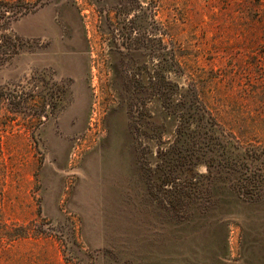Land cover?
<instances>
[{"label": "rangeland", "instance_id": "rangeland-1", "mask_svg": "<svg viewBox=\"0 0 264 264\" xmlns=\"http://www.w3.org/2000/svg\"><path fill=\"white\" fill-rule=\"evenodd\" d=\"M2 2L0 264H264V198L188 218L156 171L189 99L264 147V0Z\"/></svg>", "mask_w": 264, "mask_h": 264}, {"label": "trees", "instance_id": "trees-1", "mask_svg": "<svg viewBox=\"0 0 264 264\" xmlns=\"http://www.w3.org/2000/svg\"><path fill=\"white\" fill-rule=\"evenodd\" d=\"M26 10L17 15L7 3H0V65L20 49L21 39L8 32L9 24ZM3 95L0 91V103L7 99ZM195 102L189 99L184 107L170 106L174 139L169 149L156 151L158 180L168 187L165 195L171 210L189 218L193 204L205 212L224 206L229 198L263 199L264 147L229 142L207 106ZM200 163L205 173L195 170Z\"/></svg>", "mask_w": 264, "mask_h": 264}]
</instances>
